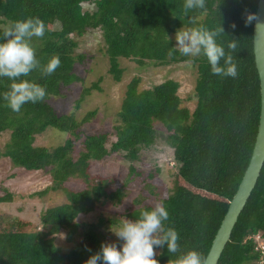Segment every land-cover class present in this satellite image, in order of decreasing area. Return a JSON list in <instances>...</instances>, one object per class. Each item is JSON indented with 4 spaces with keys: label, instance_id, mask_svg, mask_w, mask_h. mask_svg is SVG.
<instances>
[{
    "label": "trees",
    "instance_id": "1",
    "mask_svg": "<svg viewBox=\"0 0 264 264\" xmlns=\"http://www.w3.org/2000/svg\"><path fill=\"white\" fill-rule=\"evenodd\" d=\"M183 3L184 0H0V42H4V28L12 22L39 17L46 31L43 38H32L37 58L42 66L53 55H59L61 60L50 76L37 69L21 77L44 86L47 95L43 102L24 104L19 113L13 112L3 99L13 81L0 77V134L10 132L5 156L27 171L51 172L53 185L40 195L60 191L67 199L43 213L41 230L39 225L22 218L0 215V264H84L104 242H115L119 248L123 241L105 228L107 224L117 226L118 221L102 217L96 223L79 222L82 215L94 212L100 204H120L126 197V182L92 174V165L117 154L137 160L142 147L155 143L156 123L168 133V143L180 167L172 193L161 186L152 189L157 195L167 193L162 199L169 213L164 224L179 233L180 251L170 253L165 244L154 249L159 250L155 259L167 264L188 250L207 257L250 164L257 138L261 83L254 54L255 21L245 24V10L256 13L259 0H206V12L195 9L187 16L183 14ZM86 4L93 5L92 10H84ZM201 25L224 28L217 42L226 51L229 42L237 41L232 53L238 70L236 78L213 75L202 54L185 57L177 50L171 57L168 55L170 48L176 47L172 36L177 30ZM97 30L102 31L109 73L117 83L123 81L126 71L121 67L122 59L134 62L139 69L151 63L167 66L191 59L198 67L194 109L185 105L179 81L168 79L147 89L142 88V78L135 76L127 85L115 134H84L81 127L91 122L96 112L87 113L80 121L73 112L61 114L51 100L66 98L65 91L84 81L76 69L85 61L84 55L76 56L78 39ZM94 90L102 89L98 83L84 88L77 105ZM48 130L67 138L56 147L37 146V137ZM82 135L84 150L78 151ZM135 174L141 177L131 168L126 181ZM75 180L83 181L85 188L69 187L68 183ZM12 201L10 193L0 196V203ZM152 207L148 205L122 218L138 219L142 211ZM63 231H67L69 243L82 237L68 252L56 243ZM257 236L264 241V166L219 264H262L264 256L257 249Z\"/></svg>",
    "mask_w": 264,
    "mask_h": 264
},
{
    "label": "rangeland",
    "instance_id": "2",
    "mask_svg": "<svg viewBox=\"0 0 264 264\" xmlns=\"http://www.w3.org/2000/svg\"><path fill=\"white\" fill-rule=\"evenodd\" d=\"M93 5L84 7V10H92ZM58 29V25H55ZM175 40V35L172 36ZM79 47L76 56L84 55L85 61L77 64V72L83 78V82L74 85L65 91L66 98L54 97L52 103L57 106L61 114L75 113L81 121L89 112H96L91 122L84 124L81 131L84 134L107 133L110 136L115 134V127L119 125L118 113L121 109L125 91L128 83L135 77L142 78V88H151L161 84L168 79L180 82V95L185 105L191 110L196 105L195 84L198 75V67L192 63H180L167 66H157L147 64L139 69L137 65L129 60L122 59L121 67L125 68L123 81L115 82L110 75V62L106 54L105 42L102 31L97 30L86 34L78 39ZM98 83L100 90L92 91V95L87 96L80 106L77 105L79 96L84 88H90ZM65 107V109H64ZM157 137L155 143L149 147H142L137 160L128 159L125 154L112 155L103 161L94 162L92 174H102L104 176H114L118 181L127 183L126 197L122 203L108 201L100 204L97 209L88 214L82 215L79 222L96 223L104 217L108 220L118 221L117 226L107 224L106 230L116 231L120 226L122 216H126L134 211L145 208L146 206L162 203V199L167 193H172L175 185V176L180 165L175 159L174 148L168 143L167 132L162 124L156 123ZM77 142V150H84L83 137ZM65 135L55 130H48L46 133L37 137L36 145L45 147H56L63 144ZM111 139V137H110ZM115 137H112L114 140ZM10 141V132L0 134V196L10 193L13 201L10 203H0V215H11L30 221L34 225H39L42 229L41 220L43 213L50 207L64 204L67 199L65 195L58 192H48L40 195L47 188L53 185V178L49 171H27L14 165L9 157L5 156L6 145ZM108 147L111 146L109 142ZM131 168L136 170L133 177L126 181L130 175ZM157 182V183H156ZM125 183V184H126ZM68 186L80 190L86 184L81 180L70 181ZM151 186V187H150ZM161 186L163 192L157 195L152 187ZM158 192V191H157ZM82 240L79 236L76 242H67V231H63L57 236L56 243L64 251H71L76 244ZM156 254L159 250H155Z\"/></svg>",
    "mask_w": 264,
    "mask_h": 264
},
{
    "label": "clouds",
    "instance_id": "3",
    "mask_svg": "<svg viewBox=\"0 0 264 264\" xmlns=\"http://www.w3.org/2000/svg\"><path fill=\"white\" fill-rule=\"evenodd\" d=\"M195 9L206 12V0H184L182 10L185 16ZM245 16L246 25L260 19L256 13H249L247 10ZM231 27L235 29L236 25L232 24ZM45 31L46 25L39 17L17 20L4 28V42H0V77L13 81L10 89L3 93V99L13 112L19 113L26 103L43 102L47 95L44 86L21 77H27L37 69L42 75L50 76L61 65L59 55H53L44 66L36 56L32 38H43ZM224 31L221 25L214 29L202 25L181 28L175 34L177 45L170 48L168 55L171 57L177 50L185 57L202 54L207 58L213 75L236 78L238 70L232 53L237 49V41L233 39L229 42L226 51L217 42V38ZM186 63H192V60L189 59ZM168 218L169 213L162 203H156L150 210L142 211L138 219L122 218L119 228L113 232L123 241L119 248L115 242H104L100 250L91 255L84 264H159L155 259V248H163L166 244L170 253L180 251L179 233L174 227H165L164 222ZM255 238L262 239L261 236ZM167 264H207V259L199 251L188 250L176 259H169Z\"/></svg>",
    "mask_w": 264,
    "mask_h": 264
},
{
    "label": "water",
    "instance_id": "4",
    "mask_svg": "<svg viewBox=\"0 0 264 264\" xmlns=\"http://www.w3.org/2000/svg\"><path fill=\"white\" fill-rule=\"evenodd\" d=\"M256 14L260 17L259 21H255L254 24V54L261 83L260 123L250 164L215 236L206 257L207 264H219L221 256L231 240L239 217L258 183L264 166V0H259Z\"/></svg>",
    "mask_w": 264,
    "mask_h": 264
},
{
    "label": "built area",
    "instance_id": "5",
    "mask_svg": "<svg viewBox=\"0 0 264 264\" xmlns=\"http://www.w3.org/2000/svg\"><path fill=\"white\" fill-rule=\"evenodd\" d=\"M258 242H259V244H258V246H257V249L262 253V255L264 256V241L262 240V239H260V238H258ZM262 262V264H264V260L263 261H261Z\"/></svg>",
    "mask_w": 264,
    "mask_h": 264
}]
</instances>
